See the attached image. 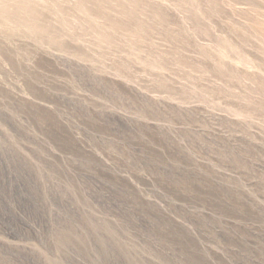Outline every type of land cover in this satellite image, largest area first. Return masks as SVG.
Returning <instances> with one entry per match:
<instances>
[{
	"label": "rangeland",
	"instance_id": "1",
	"mask_svg": "<svg viewBox=\"0 0 264 264\" xmlns=\"http://www.w3.org/2000/svg\"><path fill=\"white\" fill-rule=\"evenodd\" d=\"M0 264H264V0H0Z\"/></svg>",
	"mask_w": 264,
	"mask_h": 264
}]
</instances>
